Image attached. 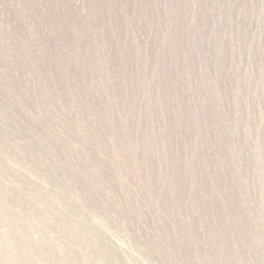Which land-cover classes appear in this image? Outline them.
I'll return each instance as SVG.
<instances>
[{"label": "rangeland", "instance_id": "obj_1", "mask_svg": "<svg viewBox=\"0 0 264 264\" xmlns=\"http://www.w3.org/2000/svg\"><path fill=\"white\" fill-rule=\"evenodd\" d=\"M0 264H264V0H0Z\"/></svg>", "mask_w": 264, "mask_h": 264}]
</instances>
